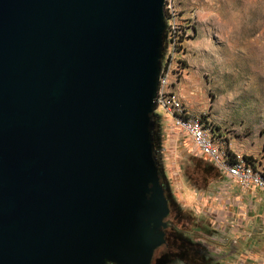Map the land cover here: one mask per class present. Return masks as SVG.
Segmentation results:
<instances>
[{"label": "water", "instance_id": "1", "mask_svg": "<svg viewBox=\"0 0 264 264\" xmlns=\"http://www.w3.org/2000/svg\"><path fill=\"white\" fill-rule=\"evenodd\" d=\"M165 0H0V264H151Z\"/></svg>", "mask_w": 264, "mask_h": 264}, {"label": "rangeland", "instance_id": "2", "mask_svg": "<svg viewBox=\"0 0 264 264\" xmlns=\"http://www.w3.org/2000/svg\"><path fill=\"white\" fill-rule=\"evenodd\" d=\"M175 3L178 21L189 34L179 59L168 66L180 73L172 90L189 116L212 121L227 146L264 173V0ZM164 53L165 33L160 64ZM152 121L169 213L165 243L151 264H264V219H256L251 230L236 217L233 226L222 224L212 212V199L183 200L182 189L207 194L223 177L172 127L161 107L156 106ZM214 231L218 241L208 238Z\"/></svg>", "mask_w": 264, "mask_h": 264}, {"label": "built area", "instance_id": "3", "mask_svg": "<svg viewBox=\"0 0 264 264\" xmlns=\"http://www.w3.org/2000/svg\"><path fill=\"white\" fill-rule=\"evenodd\" d=\"M165 53L161 64L156 104L161 107L172 127L193 145L194 151L208 159L219 171L220 175L241 191H264V173L251 163L235 154L226 144L219 128L212 121L200 117L189 116L181 98L173 91V82L180 74L168 66L177 61L183 51V43L188 30L178 21L175 0L164 1Z\"/></svg>", "mask_w": 264, "mask_h": 264}, {"label": "crops", "instance_id": "4", "mask_svg": "<svg viewBox=\"0 0 264 264\" xmlns=\"http://www.w3.org/2000/svg\"><path fill=\"white\" fill-rule=\"evenodd\" d=\"M181 196L183 200L187 202H192L196 198L199 199V202L203 199H212L211 208L214 210L212 212H214L216 219L220 217L224 220V222L222 221V224L227 223L228 225L233 226L232 217H236L235 219L239 221V225L245 229L251 230V226L253 224L255 225L257 222L256 219L258 220L260 217L264 219V191H241L225 178H222V180L214 186L212 192L209 191L207 194H199L198 196L193 190L184 188L181 191ZM222 224L217 226L220 228L218 230L219 232L224 229ZM218 237L219 234L214 231L212 236L208 238L211 241H218ZM245 240L247 241V238H245Z\"/></svg>", "mask_w": 264, "mask_h": 264}, {"label": "flooded vegetation", "instance_id": "5", "mask_svg": "<svg viewBox=\"0 0 264 264\" xmlns=\"http://www.w3.org/2000/svg\"><path fill=\"white\" fill-rule=\"evenodd\" d=\"M107 264H111V263H107Z\"/></svg>", "mask_w": 264, "mask_h": 264}]
</instances>
